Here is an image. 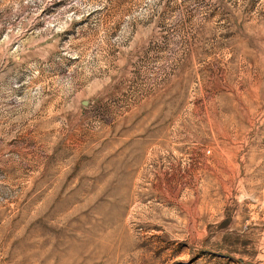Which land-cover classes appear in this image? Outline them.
I'll return each mask as SVG.
<instances>
[{
	"label": "rangeland",
	"instance_id": "rangeland-1",
	"mask_svg": "<svg viewBox=\"0 0 264 264\" xmlns=\"http://www.w3.org/2000/svg\"><path fill=\"white\" fill-rule=\"evenodd\" d=\"M0 264H264V0H0Z\"/></svg>",
	"mask_w": 264,
	"mask_h": 264
}]
</instances>
